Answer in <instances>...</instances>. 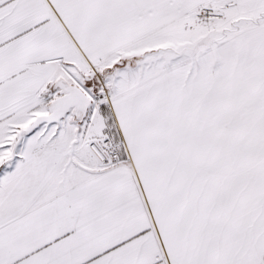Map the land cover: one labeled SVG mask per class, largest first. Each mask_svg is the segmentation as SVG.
<instances>
[{
    "label": "snow or ice",
    "instance_id": "snow-or-ice-1",
    "mask_svg": "<svg viewBox=\"0 0 264 264\" xmlns=\"http://www.w3.org/2000/svg\"><path fill=\"white\" fill-rule=\"evenodd\" d=\"M0 264H264V0H0Z\"/></svg>",
    "mask_w": 264,
    "mask_h": 264
}]
</instances>
